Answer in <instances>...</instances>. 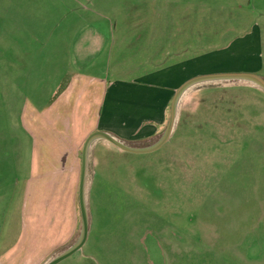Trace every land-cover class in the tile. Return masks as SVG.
Returning <instances> with one entry per match:
<instances>
[{
	"label": "rangeland",
	"instance_id": "rangeland-1",
	"mask_svg": "<svg viewBox=\"0 0 264 264\" xmlns=\"http://www.w3.org/2000/svg\"><path fill=\"white\" fill-rule=\"evenodd\" d=\"M136 11L146 17L120 18ZM181 19L188 26L177 29L187 33L171 34ZM170 35L185 38L191 56L227 61L229 54L252 63L218 72L264 77V0H0V194L9 189L12 196L5 207L12 227L31 154L26 104L39 108L59 96L75 73L128 79L161 61ZM207 63L205 70L213 65ZM178 104L173 131L159 147L98 144L93 177L89 153L88 234L54 264H264V88L197 80ZM166 125L148 139H120L149 147ZM80 234L78 208L74 237L37 264Z\"/></svg>",
	"mask_w": 264,
	"mask_h": 264
},
{
	"label": "crops",
	"instance_id": "crops-1",
	"mask_svg": "<svg viewBox=\"0 0 264 264\" xmlns=\"http://www.w3.org/2000/svg\"><path fill=\"white\" fill-rule=\"evenodd\" d=\"M142 16L146 17L136 11L120 18ZM178 25L187 28L188 23L181 19L171 34L187 33L186 29H177ZM163 28L168 29L166 23ZM183 40L182 36L170 35L164 41L161 61L128 79L120 75L75 73L59 96L39 108L33 103L26 104L22 122L32 139L29 169L21 191L20 214L13 227L5 217V207L12 196L9 189L0 194V264H37L45 253L74 237L78 226L83 144L91 132L107 131L118 139H148L168 123L173 85L178 87L194 75L252 65L242 60L237 62L235 55L227 53H224L227 61H220L214 54L191 56L187 53V40L184 43ZM173 41L179 43L174 50ZM207 62L213 65L205 70ZM25 112L30 115L25 116ZM98 144L106 148L114 143L102 136L91 142L85 168L90 153L92 177L93 154Z\"/></svg>",
	"mask_w": 264,
	"mask_h": 264
},
{
	"label": "water",
	"instance_id": "water-1",
	"mask_svg": "<svg viewBox=\"0 0 264 264\" xmlns=\"http://www.w3.org/2000/svg\"><path fill=\"white\" fill-rule=\"evenodd\" d=\"M232 79V80H238V81H249L250 83H253L254 85H258L259 87L264 88V77L261 76L258 73L251 72V71H224V72H210V73H203L194 75L192 77H189L185 81H183L174 91L173 96L171 98L170 103V114L168 123L166 125V129L164 131L163 136L161 139L154 145L149 147H132L126 144L122 139H118L111 133L107 131H101L96 130L91 132L85 139L83 144V151H82V171H81V178H80V187H79V208L81 212V234L77 242H75L73 245H71L68 249L64 250L62 253L56 255L53 258H50L43 264H54L58 260L62 259L63 257L69 255L74 250L78 249L83 242L86 239V236L88 234L89 225H90V214L88 211V206L86 203L85 195H86V189L84 187V176H85V160H86V154L88 151V148L91 144V142L96 137H104L110 142L114 143L118 147H120L123 150L126 151H133V152H141V151H149L153 150L157 147H159L164 141L168 139V137L171 135L174 124H175V118L178 111V103L181 94L183 91L189 87L192 83H194L197 80H203V79Z\"/></svg>",
	"mask_w": 264,
	"mask_h": 264
}]
</instances>
